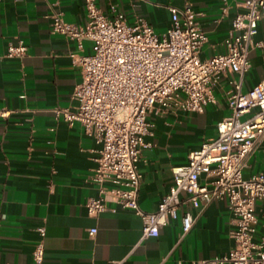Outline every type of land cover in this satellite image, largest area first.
Returning <instances> with one entry per match:
<instances>
[{
  "label": "crops",
  "instance_id": "crops-1",
  "mask_svg": "<svg viewBox=\"0 0 264 264\" xmlns=\"http://www.w3.org/2000/svg\"><path fill=\"white\" fill-rule=\"evenodd\" d=\"M241 1L111 0L127 24L141 18L157 35L169 26L167 6L189 5L206 36L201 58L224 52L223 40ZM97 5L110 15L107 0H97ZM56 11L64 21L85 23L82 0H0V108L8 111L0 118V264H33L31 252L40 239L42 264H208L226 253L233 243L224 199L179 208L178 215L189 211L194 217L184 234L178 216L157 236L141 238L139 217L128 209L111 211L114 204L109 200L106 210L87 214L86 199L97 196L90 175L99 145L83 133L79 122L67 123L53 110L74 108L72 93L80 72L68 52L89 53L90 42L82 40L77 49L73 41L52 33L49 15ZM263 38L261 17L252 40ZM18 40L25 45L24 55L6 57V46ZM247 55L242 92L264 82V47H252ZM237 79L235 73L221 75L212 88L214 103L201 113L176 110L147 115L150 134L144 141L149 147L142 149L137 162L141 210L153 212L172 183L170 168L184 165L189 151L215 136V124L229 114V81ZM255 173L264 174V137L242 170L244 178ZM207 179L198 178L201 183ZM40 226L42 238L37 232ZM89 228H95L92 235ZM263 233L259 220L255 238Z\"/></svg>",
  "mask_w": 264,
  "mask_h": 264
},
{
  "label": "built area",
  "instance_id": "built-area-1",
  "mask_svg": "<svg viewBox=\"0 0 264 264\" xmlns=\"http://www.w3.org/2000/svg\"><path fill=\"white\" fill-rule=\"evenodd\" d=\"M109 16L97 0H82L85 23L64 21L60 11L49 15V30L73 41L90 42L86 54L68 52L79 68L72 110L54 109L67 123L77 121L83 133L99 145L92 157L90 180L97 196L86 199L87 214L106 210V201L116 208L131 210L141 221V238L155 237L170 219L179 216L182 234L194 217L179 208L198 207L213 199H224L231 215L229 237L232 247L208 264H264V233L255 238L259 220L264 224V174L244 178L242 170L249 156L264 137V82L249 90H240V80L249 68L248 51L264 47V38L254 42L257 21L264 17V0H243L230 21L223 40L224 52L207 58L199 56L206 41L189 5L167 6L169 26L159 35L141 18L132 24L107 0ZM25 45L21 40L6 46L5 56L20 58ZM235 73L229 81L226 106L229 114L215 124V136L189 151L184 165L170 168L172 183L153 212L137 204L140 174L137 162L144 137L150 134L147 115L176 110L201 113L214 103L212 88L221 75ZM251 112V113H250ZM250 113L246 118L243 115ZM8 111L0 108V118ZM200 175L208 178L199 182ZM259 204V210L256 206ZM40 238L43 227H38ZM95 228H89L92 235ZM33 264H42L41 239L31 252ZM111 261L109 264H119Z\"/></svg>",
  "mask_w": 264,
  "mask_h": 264
}]
</instances>
